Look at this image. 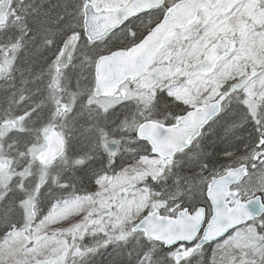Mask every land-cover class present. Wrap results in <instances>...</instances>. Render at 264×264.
Listing matches in <instances>:
<instances>
[{
  "label": "snow or ice",
  "instance_id": "1",
  "mask_svg": "<svg viewBox=\"0 0 264 264\" xmlns=\"http://www.w3.org/2000/svg\"><path fill=\"white\" fill-rule=\"evenodd\" d=\"M0 264H264V0H0Z\"/></svg>",
  "mask_w": 264,
  "mask_h": 264
}]
</instances>
